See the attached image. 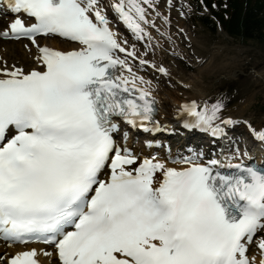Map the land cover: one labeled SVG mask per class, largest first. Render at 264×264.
Returning a JSON list of instances; mask_svg holds the SVG:
<instances>
[{
    "label": "snow or ice",
    "instance_id": "snow-or-ice-1",
    "mask_svg": "<svg viewBox=\"0 0 264 264\" xmlns=\"http://www.w3.org/2000/svg\"><path fill=\"white\" fill-rule=\"evenodd\" d=\"M156 2L6 0L15 18L0 37L29 40L40 70L0 68V238L52 245L60 264H256L253 246L264 264V167L246 164L247 151L207 161L192 149L170 161L141 158L127 131L122 140L114 135L117 118L145 132L161 129L152 82L129 63L136 58L138 68L169 75L143 58L153 39L147 28L156 27L149 9L161 15ZM107 8L137 40L147 37L144 53L118 41ZM49 35L80 47L41 46L38 37ZM225 107L193 100L178 111L186 129L226 137L239 121L222 118ZM251 131L264 142V130ZM38 256L19 251L0 264H40Z\"/></svg>",
    "mask_w": 264,
    "mask_h": 264
},
{
    "label": "rangeland",
    "instance_id": "rangeland-1",
    "mask_svg": "<svg viewBox=\"0 0 264 264\" xmlns=\"http://www.w3.org/2000/svg\"><path fill=\"white\" fill-rule=\"evenodd\" d=\"M172 1L174 4L169 7L168 0H157L156 11L161 13L160 16L149 9L148 18L154 20L156 27L147 28L153 39L151 50L143 58L156 60L158 53L161 56L160 61L157 59L158 65L164 66L169 73L154 75L143 67L142 74L161 89L158 99H166V94L172 93L175 98L196 101L192 89L186 87L187 83L206 95L202 102L211 105L221 100L226 105L222 118L247 119L256 130L264 129V45L233 39L220 27L216 32L209 30L198 18L207 11L196 0ZM164 16L170 23L164 22ZM126 39L129 46L135 45V50L142 53L146 51L145 44L149 43L147 37L142 43L128 36ZM17 46L26 56H31L24 43ZM17 55L20 56L10 60L19 65L24 57L21 52ZM33 66L30 59L24 67Z\"/></svg>",
    "mask_w": 264,
    "mask_h": 264
},
{
    "label": "bare ground",
    "instance_id": "bare-ground-1",
    "mask_svg": "<svg viewBox=\"0 0 264 264\" xmlns=\"http://www.w3.org/2000/svg\"><path fill=\"white\" fill-rule=\"evenodd\" d=\"M1 16H3V19L0 18V24H5L7 21L12 20L8 16H4V15H1ZM3 20H4L5 23L3 22ZM117 39H118V41L122 42V40H121L122 39V35L119 36V34H118ZM22 42L23 41L15 42V41H2V40H0V56H2L1 59H0V64L1 65H3V63H7V60L9 61L13 57L20 56V55H17V54H18V52H21V54H23V57H24V58L21 59L23 61V63L19 64V66H18L14 61L11 63L12 60H10V64H8L9 68H11L12 66H15V67L16 66L17 67H21L22 66V67H24L26 65V63L28 61H30V59L33 61V63H34V59H35V63H34L35 67H30V68L37 69L38 67H40V65L38 64V62L36 60V57L39 55L38 51L32 49L31 56H26L27 54L23 53L20 50V48H18V46H17V45H20ZM40 42H42L43 45H47L48 47H51L53 49L60 50V51H70V50H73V49H78L80 47L79 45H77V46L76 45H72V44L57 40V39H40ZM124 46L127 47L130 50V48L127 45H124ZM18 49H19V51H18ZM136 52H137V56H140L142 54L141 51L140 52L136 51ZM157 52L158 51L156 50V53ZM134 59H136V58H134ZM157 59L159 61L161 59V56L158 55V53H157ZM157 59L156 60H152V61H153V63H155L157 65V67H159ZM137 60H139V59H137ZM137 66L138 65H132L133 71L136 72L137 75L142 76V74L140 72H142L143 69L142 68H138ZM0 68H3V67L1 66ZM125 74L127 75V72H125ZM143 77H144L145 80L151 81L147 77H145V76H143ZM185 84H186V87H189L194 92V94L196 96V98H194V99H196V101L198 103L202 102L206 95L203 92L192 88L191 85H189L187 83H185ZM150 90L152 92V97L154 99H158V95L160 94L161 89L159 90L157 85L152 82ZM166 95H167L166 99L163 98V100H162L159 97V99L156 100V102H157L156 104L158 106V111H159L157 119L159 121L163 122V123H170L171 124L173 118H178V117L182 116V114L179 113V111H178L180 109L181 105L184 104V103H187L189 101L183 100V99H179V98H175L172 93H168ZM140 153L141 152H139L138 155H140ZM227 155H229V154H227ZM141 156H143V157L144 156H148V154H146V152L143 151V154ZM160 159H163V158H160ZM165 159L168 160V158H165ZM244 160H246V159H244ZM232 162L233 163H238L239 161H237V159H234V160H232ZM168 166H172V165L169 163ZM175 167H178V166H175ZM179 167H181V166H179ZM32 248L36 249L37 252L39 253L38 259L41 261L42 264H59L57 262V260H56V254H55L54 250H52V249H50V250L49 249H44L43 246H37V245L29 246V247L24 248V249L30 250ZM22 249L23 248L11 246V245H8V244H1V241H0V256H2L1 254H3V253H5V255H7V254L9 255L10 253L17 252L18 250L22 251ZM43 252H49V253H51V255L50 256H45V255H43ZM252 255L256 256V264H258L259 260L261 259L260 255H259V251L257 249L254 250L252 252Z\"/></svg>",
    "mask_w": 264,
    "mask_h": 264
},
{
    "label": "trees",
    "instance_id": "trees-1",
    "mask_svg": "<svg viewBox=\"0 0 264 264\" xmlns=\"http://www.w3.org/2000/svg\"><path fill=\"white\" fill-rule=\"evenodd\" d=\"M209 11L200 18L202 24L215 32L217 26L232 38L264 45V0H200Z\"/></svg>",
    "mask_w": 264,
    "mask_h": 264
}]
</instances>
